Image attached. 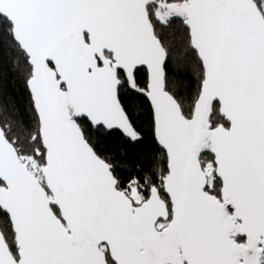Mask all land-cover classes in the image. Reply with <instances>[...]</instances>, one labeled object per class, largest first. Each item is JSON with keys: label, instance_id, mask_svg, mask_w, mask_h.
<instances>
[{"label": "snow or ice", "instance_id": "1", "mask_svg": "<svg viewBox=\"0 0 264 264\" xmlns=\"http://www.w3.org/2000/svg\"><path fill=\"white\" fill-rule=\"evenodd\" d=\"M5 38L29 122L0 107V264H264V0H0ZM129 89L161 159L123 177L92 132L143 141Z\"/></svg>", "mask_w": 264, "mask_h": 264}, {"label": "trees", "instance_id": "2", "mask_svg": "<svg viewBox=\"0 0 264 264\" xmlns=\"http://www.w3.org/2000/svg\"><path fill=\"white\" fill-rule=\"evenodd\" d=\"M163 32L162 39L173 48L174 57H183V48L186 44V34L182 23L177 20L170 27L158 28ZM19 59L23 64V57L18 53L11 42L5 38L0 42V107L7 106V114L17 113L16 119L29 122V93L24 79L15 66ZM179 67V71L175 69ZM168 75L170 87L185 102V107L191 106L197 90V76L194 70L186 64H178L176 59L168 61ZM147 79L142 72L138 80L143 86ZM122 103L132 115L144 139L138 144H131L119 130L111 134L101 129L93 131L92 135L104 153L114 157V163L119 166L120 175L128 177L130 171H135V165L147 169L154 161L160 160L158 144L152 133V120L149 102L145 96L133 90L122 93Z\"/></svg>", "mask_w": 264, "mask_h": 264}]
</instances>
